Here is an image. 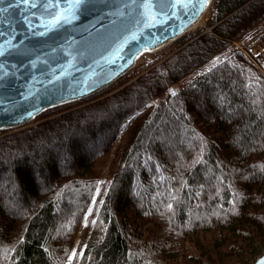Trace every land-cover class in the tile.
Returning <instances> with one entry per match:
<instances>
[{
  "label": "trees",
  "instance_id": "trees-1",
  "mask_svg": "<svg viewBox=\"0 0 264 264\" xmlns=\"http://www.w3.org/2000/svg\"><path fill=\"white\" fill-rule=\"evenodd\" d=\"M202 16L108 86L0 130V264H252L264 252V63L227 50L253 30L264 43V0H210Z\"/></svg>",
  "mask_w": 264,
  "mask_h": 264
},
{
  "label": "water",
  "instance_id": "water-1",
  "mask_svg": "<svg viewBox=\"0 0 264 264\" xmlns=\"http://www.w3.org/2000/svg\"><path fill=\"white\" fill-rule=\"evenodd\" d=\"M210 0H0V130L87 97L177 39ZM264 264V252L252 263Z\"/></svg>",
  "mask_w": 264,
  "mask_h": 264
},
{
  "label": "rangeland",
  "instance_id": "rangeland-1",
  "mask_svg": "<svg viewBox=\"0 0 264 264\" xmlns=\"http://www.w3.org/2000/svg\"><path fill=\"white\" fill-rule=\"evenodd\" d=\"M204 26L203 24V16L200 17L195 24H193V26H191L187 31H185L181 36H179V39L185 38L189 35L190 32H192L193 30L197 29L198 27ZM173 45V42H170L166 45H164L163 47L155 50V51H151V52H144L142 53L137 59H143V56H147L150 55L152 53H158L161 52L163 50H167L169 49L171 46ZM245 45V46H244ZM235 46H240V47H245V49L249 50L253 55H257L258 59L257 61L261 64L264 63V43H262L261 41H259L257 39V31L253 30V32H251L250 34H248L245 38L241 39L240 41H237L233 44V46H230L227 50H231L233 47ZM208 67V63H203L200 65L199 68L191 71L188 75H186L184 77V81H189L193 78H195L200 72H202L203 70H205ZM33 121L29 122V124L33 123ZM27 124V125H29ZM25 125V126H27ZM24 126V127H25ZM22 127H18L16 129H19ZM13 129V130H16ZM13 130H6V131H13ZM108 167L105 166L104 169L101 171V175H100V179H107L109 177V173L107 172Z\"/></svg>",
  "mask_w": 264,
  "mask_h": 264
},
{
  "label": "snow or ice",
  "instance_id": "snow-or-ice-1",
  "mask_svg": "<svg viewBox=\"0 0 264 264\" xmlns=\"http://www.w3.org/2000/svg\"><path fill=\"white\" fill-rule=\"evenodd\" d=\"M23 2L27 3L28 0H23ZM78 3H83V0H77ZM207 2V0H205V3ZM173 95H175V93H172Z\"/></svg>",
  "mask_w": 264,
  "mask_h": 264
}]
</instances>
